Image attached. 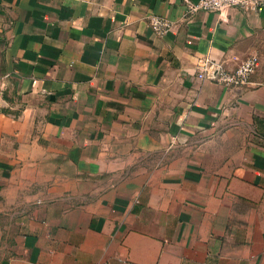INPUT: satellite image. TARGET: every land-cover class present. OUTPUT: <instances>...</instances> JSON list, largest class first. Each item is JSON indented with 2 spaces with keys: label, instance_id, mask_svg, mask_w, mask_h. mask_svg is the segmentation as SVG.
<instances>
[{
  "label": "crops",
  "instance_id": "0c3cea01",
  "mask_svg": "<svg viewBox=\"0 0 264 264\" xmlns=\"http://www.w3.org/2000/svg\"><path fill=\"white\" fill-rule=\"evenodd\" d=\"M187 13L0 0V264H264V0Z\"/></svg>",
  "mask_w": 264,
  "mask_h": 264
},
{
  "label": "built area",
  "instance_id": "2783aa9c",
  "mask_svg": "<svg viewBox=\"0 0 264 264\" xmlns=\"http://www.w3.org/2000/svg\"><path fill=\"white\" fill-rule=\"evenodd\" d=\"M188 4V15L197 11L224 12L231 7H240L247 11H256L263 5V0H199L193 3L185 0ZM153 32L164 37L174 26V22L167 17L152 14L148 18ZM258 56L253 55L244 60L235 69H229L224 62L210 57L201 58L197 66V76L202 80H209L226 87L244 86L250 83L251 75L256 71Z\"/></svg>",
  "mask_w": 264,
  "mask_h": 264
}]
</instances>
